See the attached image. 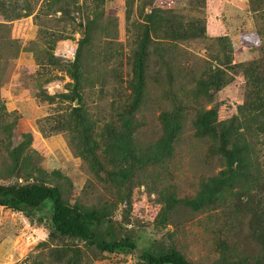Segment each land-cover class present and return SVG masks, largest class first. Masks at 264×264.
I'll return each mask as SVG.
<instances>
[{
	"label": "rangeland",
	"instance_id": "obj_1",
	"mask_svg": "<svg viewBox=\"0 0 264 264\" xmlns=\"http://www.w3.org/2000/svg\"><path fill=\"white\" fill-rule=\"evenodd\" d=\"M47 1L50 0H0V98L3 102L0 121L8 119L3 116L4 108H7L8 113L19 118L16 133L32 134L30 148L36 157L32 159L41 168L38 176L60 186L63 196L72 203L84 201L100 209L107 208L113 212L114 219L129 228L141 227L145 232L168 235L193 264H242L247 257L257 259L260 246L250 241L246 243L240 232L239 237L236 234L237 229H248L247 215L229 217L228 211L212 208V205L193 210L182 203L174 209L167 228H158L155 221L166 206L165 198L169 192L180 199L190 197L196 201L202 182L221 170L222 163L213 158L209 150L216 144L214 139L202 140L195 136L200 105L211 108L215 95L219 94L218 122L238 114L245 102L246 81L250 78L246 65L255 59L264 64V15L252 12L248 0H206L203 6L207 11L202 15L195 6L203 8V0L199 4L197 1L189 4L187 0H178V4L175 0L154 1L153 8L164 12L180 9L183 21L205 23L211 41L217 46L216 38L228 36L233 47L232 58L221 59L224 62L231 60L228 65L218 62L205 51L208 44L201 42L197 49L192 43L180 41V46L186 49L184 53L176 47L162 48L166 56L177 55L182 59L184 67L178 69L180 86L190 87L203 75L217 73L220 78L214 81L218 87L213 91L212 102L203 96L200 100L192 97V108L185 111L188 132L176 145L173 158L165 162L162 158L155 159L159 156L154 143L161 134L159 115L162 106L169 102V88L158 76L148 77L142 105L144 124H140L134 141L136 164L132 168L125 165L126 178L117 188L114 183L102 181L92 174L89 165L77 155L79 135L65 121V116L70 112V106L79 107L80 101L76 99L71 103L64 96L75 83L73 75H76L83 96V112L94 123V128L90 127L94 129V136L102 129L108 133L105 126L117 121L119 106L129 104L132 79L125 57L121 64L118 56L113 59L110 56L117 52L127 56L136 47L135 34L144 20L145 0H106L98 6L94 0H79L84 9L81 12L71 5L72 0L64 5V13L57 11L40 18L41 11H48ZM33 7L34 12L28 16V8ZM151 10L147 9V12ZM96 12L104 15L98 25L90 29L91 43L79 46L82 29L94 19ZM17 15L21 17L16 19ZM163 15L169 17V14ZM66 16L68 19L62 22L60 18ZM253 19H257V31ZM167 20V26L158 25L155 39H170L172 26ZM78 24H83L82 29ZM114 30L119 31L115 41L112 39ZM158 50L161 53V47ZM150 52L151 71L154 72L159 52ZM229 52L226 49L225 53H220ZM9 145L7 135L0 133V173L9 177L3 182H33L25 179L27 168L30 169L33 163L21 158L20 170L23 171L18 173L15 169L17 161L10 156ZM10 170L14 172L13 177L9 175ZM120 195L122 201L118 198ZM38 211L27 215L0 207V237L7 236L3 241L4 248L0 250V264H67L70 253L51 251L61 247L60 240L50 241V232L46 228L45 214L49 206L44 205ZM239 219L242 223H238ZM79 245L82 255L77 264H143L133 255L100 253L83 243Z\"/></svg>",
	"mask_w": 264,
	"mask_h": 264
},
{
	"label": "trees",
	"instance_id": "obj_2",
	"mask_svg": "<svg viewBox=\"0 0 264 264\" xmlns=\"http://www.w3.org/2000/svg\"><path fill=\"white\" fill-rule=\"evenodd\" d=\"M71 1H47L48 11L46 13L41 11V14L38 15L42 18L46 17L45 15L49 17L57 11L64 13V5ZM105 1L94 0L95 6L105 3ZM154 1H144L142 10L144 20H141V28L135 34L137 45L134 46L132 52L127 56L119 52L116 55L112 53L110 56V59L118 56L121 64L123 63L122 57H125L127 66L132 71V79L129 82L131 90L129 104L128 106H119L117 121L105 126V130L109 134L102 129L98 135L94 136V123L83 112V96L79 91L80 82L76 75H73L75 83L70 85L69 93L64 96L71 103L76 99L80 101L81 107L71 105L70 112L65 116V121L79 135L77 155L89 165L92 174L101 178L102 181L114 183L117 188H120V181L126 178L125 165L132 168L136 164L133 160L134 141L140 124H144L142 105L148 77L150 79L158 76L166 82L169 88V102L164 104L167 107L162 106L159 115L161 134H159L158 141L154 143V150L158 152L159 156L155 159L162 158L165 162L173 158L176 145L183 141L188 132L185 111L192 108V97H197L200 100L203 96L212 102L213 91L218 87L217 81H214L217 77L220 78L217 73L203 75L200 79L195 80L190 87L180 86L178 69L184 67L182 59L177 55L166 56L162 48L176 47L184 53L186 49L180 46V41L192 43L197 49L200 44L205 43L208 44V49L204 48L205 51L218 59V62L228 65L231 60L224 62L221 59L232 58L233 47L228 36L216 38L217 46L211 41L205 23L198 20L183 21L180 9L178 10L179 14L173 10L164 12L160 8H153ZM175 1L178 4V0ZM187 1L189 4L196 1L198 4L200 3V0ZM205 3L206 0H203L202 6H205ZM248 3L252 12L264 15V0H248ZM71 5L77 7L79 12L84 10L83 6L79 4V0H73ZM204 6L203 8L195 6V10L199 11L201 15L206 14L207 9H204ZM147 9L152 10L147 12ZM34 10L35 7L28 8L27 15L29 16ZM4 11H6L5 8ZM162 12L166 15L169 14V17L165 18ZM103 15V12H96L94 19L88 21L84 30L82 29L83 24H78L83 35L79 40V46L83 47L91 43L90 29L98 25V20ZM15 17L18 19L21 16ZM60 19L63 22L68 19V16ZM167 19L172 26L170 39H155L158 25L167 26ZM165 20H167L166 23ZM253 21L255 22L254 30L257 31V19H253ZM114 31L115 36L112 33L110 35L115 41L119 31ZM258 33L260 32L258 31ZM199 42L201 43L198 44ZM160 47L161 53L158 50ZM226 49L230 51L228 54L220 53H225ZM150 50H153V53L159 52L154 72L151 71L152 53ZM214 51L218 53H214ZM246 67L250 78L246 81L245 102L240 106L237 115L218 122L219 110L214 107V104L211 108H207L203 104L200 105L199 124L195 136L202 140L207 137L214 139L216 144L209 150L212 151L211 156L222 163L221 170L202 182V188L196 201L190 197L180 199L169 192L165 198L166 206L157 217L155 225L158 228H167L174 209L182 203L190 205L193 210L212 205V208L218 207L222 211H228L227 216L229 217L241 218L247 215L248 229L244 231L237 229L236 234L239 237L240 232L241 237H245L246 243L250 241L259 245L261 253L257 259L245 258L242 264H264V158L262 159L264 157V64L255 59ZM48 98L54 100V97L48 96ZM1 100L2 98H0V112L3 110ZM6 109L4 108L3 116H7L8 119L0 121V133L7 135L8 144L10 143V156H13L17 161L15 169L18 173L23 171V169L20 170L21 158L33 163L25 173V179H31L33 182L27 184L5 183L3 181H8L9 177L0 173V181L2 180L0 182V207L29 215L32 212H39L38 210L44 205H48L49 211L45 214V220L46 228L50 232V241L60 240L61 247L59 250L51 249L53 253H70L71 256L67 264H77L79 255H82L79 243H83L86 247L96 249L100 253L133 255L143 264H193L178 250L168 235L145 232V228L141 227L129 228L114 219L113 212L107 208L100 209L98 206L90 205L84 201L72 203L71 200L63 196L60 186L53 184L48 178L47 180L40 178L38 174L41 172V168L37 163L34 164L33 159L36 157L30 148L33 136L31 133L18 135L16 129L19 118L15 114L8 113ZM230 139L233 140L229 143ZM9 175L13 177L14 172L11 171ZM118 198L122 201L121 195ZM242 221L239 219L238 223H242Z\"/></svg>",
	"mask_w": 264,
	"mask_h": 264
},
{
	"label": "crops",
	"instance_id": "obj_3",
	"mask_svg": "<svg viewBox=\"0 0 264 264\" xmlns=\"http://www.w3.org/2000/svg\"><path fill=\"white\" fill-rule=\"evenodd\" d=\"M148 10H150V9H148ZM7 236H1L0 237V250L2 249V248H4V243H3V241H4V239L6 238ZM14 237V236H13ZM12 239V238H11ZM1 258V257H0ZM7 258H5V260H6ZM1 260V259H0ZM4 260V261H5ZM12 260V259H11Z\"/></svg>",
	"mask_w": 264,
	"mask_h": 264
},
{
	"label": "water",
	"instance_id": "obj_4",
	"mask_svg": "<svg viewBox=\"0 0 264 264\" xmlns=\"http://www.w3.org/2000/svg\"><path fill=\"white\" fill-rule=\"evenodd\" d=\"M214 107L215 108L219 107V94L215 95Z\"/></svg>",
	"mask_w": 264,
	"mask_h": 264
}]
</instances>
